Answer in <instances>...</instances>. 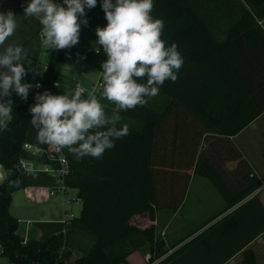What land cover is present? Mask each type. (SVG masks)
I'll return each instance as SVG.
<instances>
[{"label": "trees", "instance_id": "obj_1", "mask_svg": "<svg viewBox=\"0 0 264 264\" xmlns=\"http://www.w3.org/2000/svg\"><path fill=\"white\" fill-rule=\"evenodd\" d=\"M262 2L239 0L237 19L228 28L226 39L216 42L191 2L155 0L151 15L164 23L161 39L168 46H178L184 64L176 82L166 80L160 87L156 96L160 102L149 99L145 106L132 110L118 107L120 114L142 124L141 131L128 127L129 135L115 140V147L105 150L99 159L85 156L77 160L73 153L67 155L65 185L77 190L81 201L77 220L97 237L89 253L72 262L63 256L54 257L49 250L51 241L62 237L69 226L56 236L24 240L17 233V219L9 212L14 192L24 186L20 152L32 118L29 108L36 103L37 93L53 94L52 83L61 74L63 50L47 48L41 87L29 92L25 102L12 106L10 117L0 128V166L4 173L0 182V255L10 264H130L128 257L138 252L149 255V263L158 259L155 264H175L173 257L183 247L168 253L171 248L156 235L154 214L160 209L174 212L179 208L188 170L210 180L227 206L249 194L258 183L241 189L229 200L231 189L220 185V177L210 167L201 166L198 150L203 134H235L264 110V91L248 87L252 74L264 63V31L256 24L264 16L256 9ZM95 9L85 12L92 14ZM139 82L146 83V78ZM250 100L253 106H248ZM185 118L197 124L190 136L183 133ZM228 119L235 121L231 130L222 128ZM112 126L123 127L110 124L105 128ZM180 169L183 171L178 176L170 174ZM180 177L176 196L174 185Z\"/></svg>", "mask_w": 264, "mask_h": 264}, {"label": "crops", "instance_id": "obj_2", "mask_svg": "<svg viewBox=\"0 0 264 264\" xmlns=\"http://www.w3.org/2000/svg\"><path fill=\"white\" fill-rule=\"evenodd\" d=\"M26 1L0 0V12L12 11L16 15L17 25L14 34L5 41L4 45H0V54L9 44L22 46L26 53L22 61L25 67L30 65L41 71L47 62V58L43 61V57L46 56L48 47L42 44V26L39 20L24 16V8L21 5ZM188 1L192 3V7L213 35L214 40L223 42L228 28L240 13L239 0ZM262 1V4L256 8L259 13L264 12V0ZM54 2L62 3L63 0H54ZM154 2L155 0L153 4ZM101 3L102 1L97 3L92 14H86L88 24L81 26L79 43L63 50L61 72L66 71L70 75L66 82L67 88L64 90L61 89L62 87L55 88L53 94H68L71 98L74 82H79L85 89L98 81L103 84V69L100 65L108 57L104 53L97 55L88 52L89 49L99 47L96 43L98 40L96 27L107 25L105 13L100 7ZM244 7L249 9L245 4ZM256 24L264 31V16L257 19ZM165 47H168L166 43ZM78 54L86 59H79ZM68 62L71 63L67 69ZM263 65L264 63L259 66L256 73L252 74V81L248 84L250 89L264 91ZM37 76L29 73L22 82H31ZM95 96L103 107L106 125L120 124L136 131L142 130L143 126L140 122L120 114L118 106H114L113 102L103 97L102 87ZM2 99L4 98H0ZM11 99L12 106L25 102L15 92L12 93ZM253 104V100H250L248 106ZM7 119L3 118L0 128ZM195 125L197 126L196 122L190 118L182 119L183 133L190 136ZM234 125V120L228 119L227 126L222 122V128L226 130L233 129ZM24 143L31 148L28 150L21 148L20 160L29 167V170L24 172V186L13 194L9 212L18 221V235L26 240H43L61 232L64 213L70 218L73 215L68 210L62 209V213L56 218V214L43 206L48 200L62 202V199L59 195L53 197L48 195L49 190L56 185L57 178L54 173L43 169L45 167L53 169L57 165L47 157L49 144L39 140L38 130L31 122ZM198 151L201 166L210 167L217 177H220L218 179L220 185L231 189L232 192L228 194L229 200H233L241 189L255 183L258 185L244 198L227 206L225 198L210 180L195 174L193 170H188L186 191L179 208L174 212L160 209L154 214L155 226H157L155 229L158 232L163 230L164 236L161 238L164 239L167 247L169 245L171 252L183 247L173 257L175 264H246V261L252 260L254 264H264V110L235 134L225 132L203 134ZM237 153L239 157L236 156ZM182 158L183 156H180V159ZM176 171L170 174L178 176L183 170ZM3 179L4 173L0 166V182ZM181 183L180 177L178 183L174 185L177 189L176 196L179 194ZM73 191L70 199L65 196L68 200L67 204L74 199L81 204L77 190L73 189ZM76 210L80 213L81 205ZM78 216L71 219L69 230L60 239H54L49 244V250L54 257L59 258L64 253H68V261L72 262L88 254L96 244L97 237L77 220ZM169 236L170 239L167 240ZM143 261L145 262V256L138 252L128 257L130 264H142Z\"/></svg>", "mask_w": 264, "mask_h": 264}, {"label": "clouds", "instance_id": "obj_3", "mask_svg": "<svg viewBox=\"0 0 264 264\" xmlns=\"http://www.w3.org/2000/svg\"><path fill=\"white\" fill-rule=\"evenodd\" d=\"M97 0H30L24 16L35 17L42 26V44L54 50L69 49L79 43L81 26H87L86 9L96 7ZM107 25L96 27V43L108 57L100 67L102 95L121 110L145 106L159 94L166 80L176 82L184 64L176 44L165 47L161 39L164 23L150 15L153 0H102ZM16 15L0 12V45L14 34ZM99 53L100 47L94 48ZM79 59H86L84 56ZM26 53L22 46L9 44L0 54V124L12 113L11 99L15 92L27 100L31 84L22 82L29 73L41 75L36 68L25 67ZM146 78V83L139 81ZM54 86L61 88V81ZM36 87H40L39 84ZM85 89L77 85L68 94L44 91L35 96L29 108L31 124L38 130L42 143L69 148L77 160L91 156L101 158L107 149L115 147V140L129 135L125 125L107 127L101 103L92 94L82 99Z\"/></svg>", "mask_w": 264, "mask_h": 264}, {"label": "built area", "instance_id": "obj_4", "mask_svg": "<svg viewBox=\"0 0 264 264\" xmlns=\"http://www.w3.org/2000/svg\"><path fill=\"white\" fill-rule=\"evenodd\" d=\"M99 47H100V52L99 53H97L94 49H89L88 52H92V53L97 54V55L104 53L103 52V47L102 46H99ZM45 71H46V67H43L42 70H41L42 74ZM41 75H38L31 82H27V83L32 85V87L29 89V92L37 91L41 87V82L39 80ZM54 82L52 83V86L54 88H56L54 86ZM37 84H39L40 87H36ZM77 85L83 87L79 82H74L73 90H74V88ZM101 87H102V82L101 81H98V82L92 84L88 89H85L83 87L85 89V93L82 94V97H86L87 98L89 95H92V94L95 95ZM22 148L28 150V149L31 148V146L28 145V144L23 143ZM71 153L72 152L67 147H65V148H57L56 146L49 145L48 149H47V157L51 161L55 162L57 167L53 168V169L45 167L43 169L46 172L54 173L56 178H57L56 185L54 187H52L49 190V192H48L49 197H53L55 195H59L61 197V199H62V203H67L68 202V200L65 198V196H66L65 193L67 191V187L65 185V180L67 179V176L69 174V165H68V161H67V155H69ZM20 165H21V168L23 169L24 172L29 170V167L24 162H22L21 160H20ZM61 222L63 224V228L65 226H69L70 225L71 218L68 216L67 213L63 214V219H62ZM154 224H155V221H154ZM160 236L163 237L164 236V232L161 231L160 232ZM23 242H25V241H23ZM170 252H171V250L168 251V253H170ZM157 261H158V259L155 260L152 263H149V255L145 256L146 264H155Z\"/></svg>", "mask_w": 264, "mask_h": 264}, {"label": "rangeland", "instance_id": "obj_5", "mask_svg": "<svg viewBox=\"0 0 264 264\" xmlns=\"http://www.w3.org/2000/svg\"><path fill=\"white\" fill-rule=\"evenodd\" d=\"M45 60H46V56L43 57V61H45ZM70 63L71 62H68L66 64L67 69L69 68V64ZM69 75H70L69 72H66V71L65 72H61L60 76L57 78L58 81H61V84H62V88L61 89L62 90L67 88L66 87V82H67V79H68ZM72 88H73V83H72ZM82 98H84V97H82ZM151 100H154V102H160L159 101L160 99H158V97L150 98V101ZM73 193H74L73 189H69V190H67V193H66L67 195L66 196L70 199L72 197ZM46 200H48V199H46ZM43 204H44L43 206H45L47 208V210L50 209L52 211V213L56 214V218H58L59 214L62 213V209L68 210V212L69 213L71 212L72 215H73V217L71 219H73V218H75V216L77 217L79 215V211L76 210V208L81 205L79 203V201H75V199H74V201L70 200L69 204H67V203H63L62 204V202L59 201V200H56V201L55 200H48V201L44 202ZM11 212H13V210H11ZM155 227H157V226H155ZM161 231L163 232V230H161ZM161 231L158 232V230L157 231L155 230L156 235L160 236V232ZM55 239H60V237L55 238ZM169 239H170V236L167 238V240H169ZM53 245H54V243H53ZM168 247H169V245H168ZM0 253H1V248H0ZM74 256H75V254H73V257ZM8 263L9 262L3 256L0 255V264H8Z\"/></svg>", "mask_w": 264, "mask_h": 264}, {"label": "water", "instance_id": "obj_6", "mask_svg": "<svg viewBox=\"0 0 264 264\" xmlns=\"http://www.w3.org/2000/svg\"><path fill=\"white\" fill-rule=\"evenodd\" d=\"M68 257V253H64L63 258H67Z\"/></svg>", "mask_w": 264, "mask_h": 264}]
</instances>
